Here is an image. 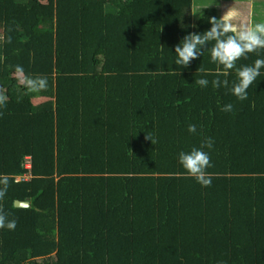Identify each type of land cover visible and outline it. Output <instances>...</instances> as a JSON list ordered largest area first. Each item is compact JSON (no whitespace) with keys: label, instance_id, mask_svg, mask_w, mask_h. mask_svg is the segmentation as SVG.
Instances as JSON below:
<instances>
[{"label":"trees","instance_id":"1","mask_svg":"<svg viewBox=\"0 0 264 264\" xmlns=\"http://www.w3.org/2000/svg\"><path fill=\"white\" fill-rule=\"evenodd\" d=\"M196 1L0 0V175L19 177L0 264H264V68L240 101L212 87L211 43L178 67L183 38L222 17ZM17 65L48 88L28 92ZM208 137L204 187L179 153Z\"/></svg>","mask_w":264,"mask_h":264},{"label":"clouds","instance_id":"2","mask_svg":"<svg viewBox=\"0 0 264 264\" xmlns=\"http://www.w3.org/2000/svg\"><path fill=\"white\" fill-rule=\"evenodd\" d=\"M212 27L203 33H189L182 43L175 48L177 59L175 64L178 67H188L193 59L204 53V46L211 43V61L218 67L208 70V74L215 76L211 81L213 88L221 86L228 88L230 93L240 101L248 98V89L257 81L261 75V69L264 68V59H256L254 64L245 65L237 68L236 63L248 53L257 52L258 49H264V22L250 23L243 18L238 8L230 7L224 15L217 19L215 16L210 18ZM0 39H3L0 37ZM214 42V43H213ZM236 70L237 82L229 87L227 77L231 70ZM164 74V73H161ZM220 77H225L221 80ZM15 79L17 83L24 87L28 92H40L48 88L47 77H31L24 73L22 66L17 65L15 69ZM200 87H207L209 81L207 78H200L195 81ZM7 96L0 94V106H6ZM233 105L231 103L224 105L221 111L231 112ZM188 131L192 134L197 133L195 124L188 125ZM155 143L154 139L148 135ZM214 141L211 137L206 138L200 147L193 146L190 151H181L179 153V163L182 165L186 174L194 178L204 187H210L213 181V174L207 169L212 167L210 155L204 151V148L211 149ZM11 182H19V177L8 174L0 175V200L6 196ZM17 227L15 219H9L8 214L0 208V229L7 228L14 231Z\"/></svg>","mask_w":264,"mask_h":264},{"label":"crops","instance_id":"3","mask_svg":"<svg viewBox=\"0 0 264 264\" xmlns=\"http://www.w3.org/2000/svg\"><path fill=\"white\" fill-rule=\"evenodd\" d=\"M224 1V0H223ZM226 4L223 6L221 5H218L219 7V10H220V14L221 16L224 15V13L230 8V7H235V8H238L241 13H242V16L244 19H246L248 22H252V15L254 14L255 10V6H256V3L255 1L256 0H225ZM196 8H195V13H198L201 9L202 11V8L203 6H199V5H195ZM199 10V11H198ZM200 13V12H199Z\"/></svg>","mask_w":264,"mask_h":264},{"label":"rangeland","instance_id":"4","mask_svg":"<svg viewBox=\"0 0 264 264\" xmlns=\"http://www.w3.org/2000/svg\"><path fill=\"white\" fill-rule=\"evenodd\" d=\"M225 2H226L225 0L224 1L223 0H199V1H196V4L199 6H203V7L210 6V5L211 6L215 5L219 7L218 5H220V3L221 5L224 6L226 4ZM255 3H256V6L254 8L255 12L252 15V22H251L253 24L256 22H264V0H256ZM199 12H202L201 9ZM199 12L197 14H200ZM2 29L3 28L0 24V36L2 35Z\"/></svg>","mask_w":264,"mask_h":264},{"label":"water","instance_id":"5","mask_svg":"<svg viewBox=\"0 0 264 264\" xmlns=\"http://www.w3.org/2000/svg\"><path fill=\"white\" fill-rule=\"evenodd\" d=\"M15 206L16 207H29L30 206V202L29 201L16 200L15 201Z\"/></svg>","mask_w":264,"mask_h":264},{"label":"built area","instance_id":"6","mask_svg":"<svg viewBox=\"0 0 264 264\" xmlns=\"http://www.w3.org/2000/svg\"><path fill=\"white\" fill-rule=\"evenodd\" d=\"M30 163H31L30 157H27L26 166H27L28 168H30V166H31Z\"/></svg>","mask_w":264,"mask_h":264}]
</instances>
